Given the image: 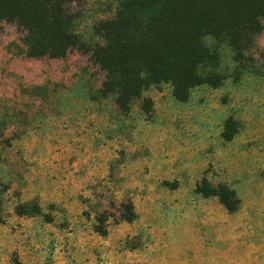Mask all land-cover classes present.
I'll list each match as a JSON object with an SVG mask.
<instances>
[{
	"label": "rangeland",
	"instance_id": "374dc122",
	"mask_svg": "<svg viewBox=\"0 0 264 264\" xmlns=\"http://www.w3.org/2000/svg\"><path fill=\"white\" fill-rule=\"evenodd\" d=\"M111 2L88 0L76 26L86 42ZM23 35L0 23V264H264V30L253 52L262 72L235 79L219 43L222 85L186 101L151 85L127 113L96 96L104 75L88 54L31 58ZM229 117L240 128L226 141ZM203 177L234 188L239 209L198 193ZM126 200L132 222L118 219ZM29 202L43 215L17 214Z\"/></svg>",
	"mask_w": 264,
	"mask_h": 264
},
{
	"label": "trees",
	"instance_id": "16d2710c",
	"mask_svg": "<svg viewBox=\"0 0 264 264\" xmlns=\"http://www.w3.org/2000/svg\"><path fill=\"white\" fill-rule=\"evenodd\" d=\"M87 2L0 0V23L11 22L22 30L28 57L64 58L75 49L88 54L104 75L96 96L112 97L123 113L151 85L170 83L180 101L188 100L195 87L222 85L229 75L221 70L219 43L233 51L235 79L248 67L262 72L253 52L264 30V0H112L116 9L95 23L91 43L76 28ZM207 36L216 44H207ZM144 104L150 111L152 101L145 99ZM239 128V121L229 117L222 137L232 140ZM196 191L217 197L230 213L239 209L237 191L227 183L203 177ZM16 212L43 215L36 202L19 204ZM136 217L131 200L119 204V220L132 222ZM105 220L104 215L98 217V222ZM95 228L107 232L100 223Z\"/></svg>",
	"mask_w": 264,
	"mask_h": 264
}]
</instances>
